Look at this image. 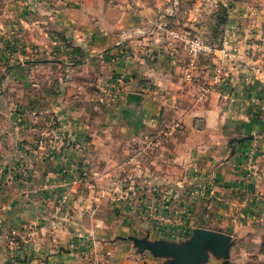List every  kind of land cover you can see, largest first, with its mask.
<instances>
[{
	"label": "crops",
	"instance_id": "1",
	"mask_svg": "<svg viewBox=\"0 0 264 264\" xmlns=\"http://www.w3.org/2000/svg\"><path fill=\"white\" fill-rule=\"evenodd\" d=\"M174 1L0 0V264H157L128 236L196 227L264 264V0ZM172 31L230 40L220 81Z\"/></svg>",
	"mask_w": 264,
	"mask_h": 264
},
{
	"label": "water",
	"instance_id": "2",
	"mask_svg": "<svg viewBox=\"0 0 264 264\" xmlns=\"http://www.w3.org/2000/svg\"><path fill=\"white\" fill-rule=\"evenodd\" d=\"M249 138L250 136H245L237 141ZM128 238L133 241L139 252H149L161 259L157 264H205L211 257L222 259L223 264H229L234 244L230 234L205 227H196L191 235L181 241L152 239L149 234L143 237L130 235Z\"/></svg>",
	"mask_w": 264,
	"mask_h": 264
},
{
	"label": "built area",
	"instance_id": "3",
	"mask_svg": "<svg viewBox=\"0 0 264 264\" xmlns=\"http://www.w3.org/2000/svg\"><path fill=\"white\" fill-rule=\"evenodd\" d=\"M138 30L136 32L140 33V35L142 36H146L148 32L151 33V30L146 27H143L142 30L141 29ZM172 33L174 35L178 34L176 31H172ZM129 36H132V34H129ZM125 38H126V33H123L118 39L117 44L118 45L123 44ZM183 39L185 41L186 48L192 58L196 59L198 57L205 55V56L215 57L218 59V63L215 68L216 71L215 77L218 81H220L225 73L226 61L234 58L235 55L234 50L231 48L230 40L227 37H225L224 39H222L220 43H214L199 33H188L184 36ZM29 149H32V147H29ZM48 151L47 153L43 154V157L49 154ZM10 248L16 254L17 252L22 251V244L18 241L12 240L10 244Z\"/></svg>",
	"mask_w": 264,
	"mask_h": 264
},
{
	"label": "rangeland",
	"instance_id": "4",
	"mask_svg": "<svg viewBox=\"0 0 264 264\" xmlns=\"http://www.w3.org/2000/svg\"><path fill=\"white\" fill-rule=\"evenodd\" d=\"M179 0H175L174 1V3H173V10H171V12L174 14L175 13V11H176V9L179 7V3L180 2H178ZM232 1H234V0H220L219 1V4L217 5V7L219 8L217 11H218V13L216 14L217 15V18L218 19H216V22H219V24H226V22H227V20H228V16H229V13H228V11H227V9H225L224 7H222V9H220V6H222V3H224V2H226V3H231ZM177 2V3H176ZM227 5H229V4H226V6ZM143 27V26H142ZM172 28L171 29H173V30H175V28H174V26H171ZM141 30H142V28H141ZM135 31H137V30H134V32ZM139 31V30H138ZM196 33H199V32H196ZM140 33H135V37H141V35H139ZM186 34H188V33H186L185 31L183 32V33H178V35L177 36H181V35H183V37L182 38H184V36L186 35ZM200 34V33H199ZM174 34H170V36H173ZM202 35V34H201ZM133 36V37H134ZM152 36H154V34H151L150 32H148L147 34H146V37H149V39L150 38H152ZM203 36H204V34H203ZM132 37V36H131ZM143 37H145V36H143ZM174 37V36H173ZM224 38V37H223ZM222 37L220 38L221 40L223 39ZM218 40L217 42L219 43L221 40ZM234 260H237V257L234 259ZM264 261V260H263Z\"/></svg>",
	"mask_w": 264,
	"mask_h": 264
}]
</instances>
